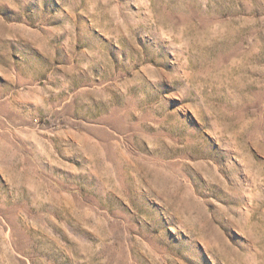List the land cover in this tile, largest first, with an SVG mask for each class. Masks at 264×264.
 <instances>
[{"label": "rangeland", "instance_id": "rangeland-1", "mask_svg": "<svg viewBox=\"0 0 264 264\" xmlns=\"http://www.w3.org/2000/svg\"><path fill=\"white\" fill-rule=\"evenodd\" d=\"M0 264H264V0H0Z\"/></svg>", "mask_w": 264, "mask_h": 264}]
</instances>
